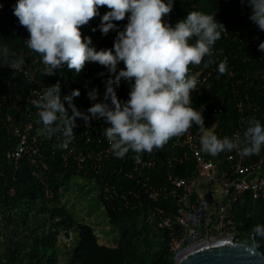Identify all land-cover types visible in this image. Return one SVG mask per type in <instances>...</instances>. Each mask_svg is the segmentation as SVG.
Wrapping results in <instances>:
<instances>
[{"label": "trees", "instance_id": "16d2710c", "mask_svg": "<svg viewBox=\"0 0 264 264\" xmlns=\"http://www.w3.org/2000/svg\"><path fill=\"white\" fill-rule=\"evenodd\" d=\"M14 4L15 0H0V37L5 41L12 38L19 42L27 38L29 33L13 14ZM105 10L106 6H100L101 14ZM190 10L212 13L214 19L224 26L220 38L213 45L212 53L201 62L200 69L210 68L212 74L204 84L201 95L192 94L193 89L190 90L191 104H198L214 96L220 102L221 97L229 96L230 101L224 104L222 111L211 118H208L209 114L205 109L202 113L198 110L203 118L216 123V130L222 135L229 134L239 125L240 115L235 110V100L230 91V85L235 83L240 92L246 87L248 99L259 104L258 110L245 111L246 121L256 117L264 124V86L258 87L264 80L258 79L259 75L255 74V70L264 68V50L258 48L259 42L264 40V30L249 19L251 7L247 0H173L169 23L174 24L178 19L184 18ZM114 22L117 28L101 33L98 28L99 16H94L80 26L81 35H88L91 38L90 46L95 49L111 48L115 40L112 37L116 38V32L123 29L126 17ZM18 25L21 26L13 33L14 26ZM94 27L96 30L92 31ZM194 40L193 37L190 42ZM223 59L227 60L228 71L220 73L217 63ZM87 66L89 70L86 72ZM97 67L98 62L88 61L79 72L60 65L53 73L55 78L60 79L62 88L68 85L72 92L73 89L80 90V86L89 85ZM237 78L243 80L236 83ZM19 87H22L21 84ZM19 87L7 85L6 89L19 90ZM130 87L131 85L121 87L115 91L121 103L127 100ZM61 96L64 99L65 94L62 93ZM96 102H106L111 107L110 98H105L102 90L99 91L98 98L92 100V103ZM11 142L12 139L0 129V223L4 233L0 240L3 242L0 247V264H176L167 244L168 230L156 226L150 203L143 196V203L140 205L137 197L127 192L129 188L139 190L140 182L136 178L111 173L114 165L127 167L136 161V155L141 159L149 154L157 161L155 170L150 172L151 180L169 186L165 166L167 151L164 147H154L151 152L142 150L140 153L129 150L124 161L113 155L111 161L103 167L101 175H97V184L101 179H110L119 188V193L127 195V202L119 194L104 197L84 190L85 199H80L78 205L73 207L68 195L74 192H67L65 186L75 169L66 166L58 148L52 152L51 141L45 139V160L52 169L47 179L54 190V194L46 198L43 185L32 174V164L26 157L19 159L18 167L14 169L8 155L13 146ZM175 171L187 173L184 165H175ZM91 200L92 206L87 205V201ZM157 204L168 206L170 200H162ZM173 208L175 210V205ZM234 214L241 231L237 238L251 242L253 226H264V200H253L246 194L237 201ZM65 230L69 233L74 231L76 241L67 250L65 262L60 263L56 245L59 238H65L62 233ZM255 239L260 241L258 247L264 250V236L257 235Z\"/></svg>", "mask_w": 264, "mask_h": 264}, {"label": "built area", "instance_id": "2783aa9c", "mask_svg": "<svg viewBox=\"0 0 264 264\" xmlns=\"http://www.w3.org/2000/svg\"><path fill=\"white\" fill-rule=\"evenodd\" d=\"M170 16L168 13L162 19L169 22ZM20 26H14L12 32H16ZM27 38L17 42L12 38L5 41L0 37V129L12 139L13 146L8 155L14 169L18 167L19 159L26 157L32 164V174L43 185L44 197H51L54 190L47 178L52 169L45 160L43 149L45 139L50 140L51 151L54 152L58 148L66 166L75 169L71 178H81L86 185L85 191L95 195L101 194L104 197L119 194L127 202V195L119 193L117 190L119 188L111 183L110 179H101L97 184V175H101L103 167L111 161L114 154L110 142L104 135V128L108 126V122L103 117L93 116L88 112V108L93 104L92 100L98 98L100 90L105 92L107 81L115 76V72H110L107 66L99 64L89 85L78 87L79 94L72 96L71 101L62 99V93L65 96L71 95V87L64 85L65 88H62L60 79L54 76V70L51 74L44 72L45 66L40 54L27 47L25 43ZM114 39L115 37H112V40ZM21 60L22 63L12 66L14 62ZM61 65L67 67L66 63ZM123 67V62H118L116 71ZM188 67L189 74L198 73L197 85L192 94L201 95L204 84L212 74V69H200L201 64ZM88 70L87 66L85 71ZM255 74L259 75L258 79L264 80V68L255 70ZM243 77L248 79L247 76ZM242 80L237 78L236 83ZM131 83V78L121 77L119 85L113 80L112 87L117 91L121 87L130 86ZM53 84L59 86L65 113L57 112V120L45 126L39 120V107L33 101L42 99V92ZM7 85H18L19 90L8 91ZM236 85L232 83L230 91L235 100V110L240 115L239 125L229 134L222 135L216 130V123L202 117L203 129L193 122L185 133L171 137L162 145L167 151L165 166L169 186L151 180L150 172L155 170L157 161L149 154L127 167L114 165L111 171L127 178H136V181L140 182L139 190L133 191L129 188L127 192L133 193L140 205L143 203V196L150 203L156 226L168 230L167 244L174 259L186 249L206 241L208 237L231 234L238 239L241 231L236 224L234 214L237 201L246 194H249L253 200H264V146L258 153L240 154V150L246 144L243 136L248 126L245 111L258 110L259 104L248 99L246 87L240 92ZM263 86L264 82L258 87ZM93 91L95 95L90 96ZM229 101V96L221 97L220 102L214 96L191 106L201 113L205 109L209 114L208 118H211L222 111L224 104ZM72 106L82 115L74 116ZM85 116L88 117L87 120ZM68 117L73 121V139L69 140L67 147H59L58 145L66 139L63 130L64 120ZM204 130L213 132L218 139H229L235 147L222 149L216 155L201 151L200 136ZM117 158L124 161L126 155L116 156ZM175 165H184L187 173L180 174L175 171ZM11 191L13 192L14 189L12 188ZM162 200H170V204L168 206L157 204Z\"/></svg>", "mask_w": 264, "mask_h": 264}, {"label": "clouds", "instance_id": "9594fccd", "mask_svg": "<svg viewBox=\"0 0 264 264\" xmlns=\"http://www.w3.org/2000/svg\"><path fill=\"white\" fill-rule=\"evenodd\" d=\"M4 2V1H3ZM251 7L249 19L264 30V0H247ZM100 6H106L102 14ZM173 7V0H15L13 14L29 35L25 41L28 48L40 54L44 72L51 74L62 63L79 72L85 62L95 61L107 66L115 76L109 78L106 102L93 103L88 112L103 117L108 126L104 135L117 157L129 150L134 153L151 152L168 142L171 137L185 133L193 122L202 125L201 113L191 106L190 90L197 85L198 73H190L189 65H199L210 55L213 45L220 38L224 26L214 19L212 13L190 10L187 15L171 24L166 19ZM99 16L101 33L117 28L114 21L126 17L123 29L116 32L111 48L95 49L88 35H81L80 26L90 18ZM94 27L92 31H95ZM194 42H190L192 38ZM264 50V40L258 44ZM122 61L124 67L116 71ZM21 61L13 63V67ZM220 73L228 71L227 60L217 63ZM131 78L128 98L121 103L112 84L119 85L120 78ZM79 94L73 89L64 99L71 101ZM42 99L34 100L39 107V120L51 125L57 120V112L65 113L58 84L47 87ZM95 92L90 93L94 96ZM73 107V115L82 113ZM88 119L87 116L84 117ZM72 118L64 120V139L58 146L67 147L73 139ZM243 136L246 144L241 155L260 152L264 146V124L251 117ZM201 151L216 155L222 149H232L235 144L227 138L204 130L200 136ZM135 160L140 161L136 155ZM264 236V226L252 228L249 250L258 247L255 236Z\"/></svg>", "mask_w": 264, "mask_h": 264}, {"label": "water", "instance_id": "95a60500", "mask_svg": "<svg viewBox=\"0 0 264 264\" xmlns=\"http://www.w3.org/2000/svg\"><path fill=\"white\" fill-rule=\"evenodd\" d=\"M205 231L208 237L207 227ZM63 234L67 236L69 234L68 230H65ZM250 243L236 239L231 234L208 237L206 241L194 245L179 254L175 259V263L264 264V250L259 247L249 250L248 245Z\"/></svg>", "mask_w": 264, "mask_h": 264}, {"label": "rangeland", "instance_id": "374dc122", "mask_svg": "<svg viewBox=\"0 0 264 264\" xmlns=\"http://www.w3.org/2000/svg\"><path fill=\"white\" fill-rule=\"evenodd\" d=\"M69 180L70 181L66 184L65 189L68 190L67 192H74V193H70L68 195L69 196L68 198H70L72 206L75 207L80 199H85L86 195L83 193H85L84 190H85L86 185L83 183V180L81 178L79 179V178L73 177V178H70ZM92 202L93 200H91V202L87 201V205L92 206L91 205ZM3 236H4L3 226H2V223H0V240L3 238ZM64 236L65 238H59L57 245H56L58 248V253L60 254L59 255L60 263L65 262L67 258V250L70 249L71 246L76 241V233L74 231H70V233L67 236L66 235ZM2 246H3V242H0V247Z\"/></svg>", "mask_w": 264, "mask_h": 264}]
</instances>
